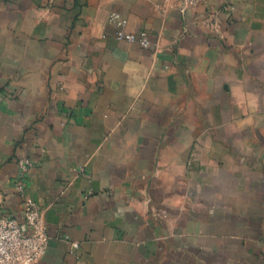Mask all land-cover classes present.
<instances>
[{"label":"crops","instance_id":"0c3cea01","mask_svg":"<svg viewBox=\"0 0 264 264\" xmlns=\"http://www.w3.org/2000/svg\"><path fill=\"white\" fill-rule=\"evenodd\" d=\"M20 156L51 237L33 264H264V0H0L14 215Z\"/></svg>","mask_w":264,"mask_h":264},{"label":"built area","instance_id":"2783aa9c","mask_svg":"<svg viewBox=\"0 0 264 264\" xmlns=\"http://www.w3.org/2000/svg\"><path fill=\"white\" fill-rule=\"evenodd\" d=\"M199 1L182 0V3L196 5ZM109 20L119 27V39L138 42L142 46L150 44L146 31L124 30L127 20L119 12L112 11ZM17 163L20 175L16 184L23 197L22 212L20 215H14L0 209V264H33L45 254L51 240L44 209L25 196L24 180L36 162L29 156H20Z\"/></svg>","mask_w":264,"mask_h":264}]
</instances>
